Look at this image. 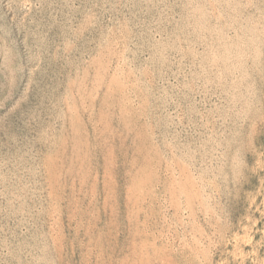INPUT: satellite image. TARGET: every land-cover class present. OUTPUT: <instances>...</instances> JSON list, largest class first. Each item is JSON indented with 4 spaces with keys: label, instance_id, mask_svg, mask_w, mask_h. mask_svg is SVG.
<instances>
[{
    "label": "rangeland",
    "instance_id": "obj_1",
    "mask_svg": "<svg viewBox=\"0 0 264 264\" xmlns=\"http://www.w3.org/2000/svg\"><path fill=\"white\" fill-rule=\"evenodd\" d=\"M0 264H264V0H0Z\"/></svg>",
    "mask_w": 264,
    "mask_h": 264
}]
</instances>
